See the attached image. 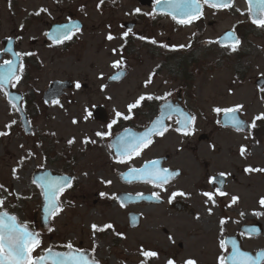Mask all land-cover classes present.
<instances>
[{"label":"flooded vegetation","instance_id":"obj_1","mask_svg":"<svg viewBox=\"0 0 264 264\" xmlns=\"http://www.w3.org/2000/svg\"><path fill=\"white\" fill-rule=\"evenodd\" d=\"M6 1L7 11H13L14 0ZM17 2L16 30L9 31L7 36H0V66L4 65L6 60H11L13 53H21L17 61V72L21 76L20 83L23 80L27 81L30 74L39 71L40 62L39 52L33 48H23L22 44L28 40V45L31 47L39 42L38 46L41 49L53 53L58 50L66 51L78 41L77 38H86L87 27L84 20L92 18L88 14L89 2L93 3V11L98 15L107 10L114 12V21L117 22L120 30L105 32L103 39H108L109 35L113 39H129L133 61L143 65L146 58L151 63L150 70L137 85L139 92L128 104L119 106L113 113L102 103L93 104L92 109H88L86 117L100 128L91 132V137L85 141V150L88 153H84V157L87 160V167H91V170L95 168V174L100 173L98 170L103 174V176H95V180L91 179L94 180L95 188L99 186L92 196L94 198L101 196L106 204L123 213L124 228L120 230L133 234L131 242L140 251V258H136L137 263L140 264L145 260L142 251L158 253V250H163V245L176 252L182 249L192 250L193 246L199 247L200 237L195 245L170 237L169 227L165 225V221L175 218L186 220L191 227L189 230L201 235L203 240H212L217 250V264L221 255L231 253L232 241L236 242L241 251L256 260L257 264H264V260L260 262L261 257L258 254L264 251V206L260 204V200L264 198V171H246L249 168L264 169V119L256 120L257 116L249 118L243 110L245 103L242 100L229 105H218L217 100L213 98L203 100L199 95L201 82L213 75L218 69V64L225 61L223 56L217 57L213 54L214 47L224 50L222 54L240 62L248 56L242 51L246 47L248 37L241 34L253 33L257 30L259 39H263V43L259 42L257 48L264 52V29L258 28L251 22L246 0H234L233 7L226 10L215 11L205 6L202 17L187 27L177 24L171 18L165 5L159 9L155 8V0H18ZM40 9L46 11L36 15L35 13ZM136 9L140 11L137 12ZM116 12H124L126 17H123L128 18L116 19ZM101 22L103 26L106 25L104 18ZM222 22L228 23L229 26L214 37L209 35V33L213 34V26ZM67 24L69 27L76 25L79 28V31L73 29L70 33L71 39L55 44L46 35L54 32L59 26ZM170 29L182 33L183 37L188 39L187 43L171 47L169 35L165 36ZM229 31H234L235 36L240 40L238 50L235 52L231 51L230 46L216 43ZM125 33H128L126 37ZM138 46L144 54H139ZM8 48L12 51H7ZM26 53L31 55H23ZM20 64H23L22 71L19 68ZM261 65L263 75L254 79L252 91L259 102L264 104V61ZM239 66L232 70L233 75L236 80L244 82L249 76V69L246 70L242 62ZM124 71L126 76L127 71ZM115 72L117 71L112 74ZM159 78L161 83L155 84ZM13 84L15 87L9 84L10 89L15 91L14 97L21 98V107L25 113L26 105L29 108L31 105L29 99L31 93L20 90L15 81ZM229 86H237L238 89L228 88L226 95L232 96L235 91L249 93V90H244L245 84L237 83ZM0 90H3L6 101L9 102L8 92L2 88ZM33 96L32 93L31 98ZM141 96L146 99L129 113L128 106ZM149 96L152 99H147ZM168 105H171V109ZM237 106H242L234 114L235 118L241 121L238 129L232 122L233 114L230 113L231 115L226 118L223 111L220 113L215 111L217 108L223 110ZM96 108H102L103 119L94 118ZM203 108L207 110H202ZM117 111L122 113V117L112 126L111 134L104 137L97 136V132L109 131L108 124L116 119ZM181 113L183 116L195 117L194 122L189 125L188 135H184L183 130H177L182 128V125L177 124V120L182 119ZM160 114L167 115L163 120V124L167 127L164 135H154L152 143L143 148L138 156L133 154L130 159L125 158V163H118L120 157L117 150L121 146L120 138L125 136L126 132L142 134L160 117ZM25 115L30 124L32 118ZM123 116L131 118L123 119ZM253 122L255 127L252 126ZM21 129L24 131L22 127ZM184 142L187 145L182 146ZM242 148L245 149L243 155H241ZM89 153H94V162L89 160ZM154 161L159 162L155 169L151 167ZM146 165L148 171L153 174L167 169L170 173H176L177 177H169L168 183L163 187L145 182L143 178L123 177V174L130 169H143ZM66 175L71 178L72 186L73 175L70 173ZM220 192L226 195H220ZM154 193L159 195V200L153 195ZM173 193L184 195L173 198ZM204 193H211L215 203L213 204V200H209ZM232 197L238 198L236 203H232ZM156 209L159 210L155 211ZM146 219L158 221L159 224L145 227ZM222 221L224 223H221ZM34 223L28 224L29 227L35 226ZM108 224L113 225L105 223L102 227L103 231L93 232V240L95 243L104 242L105 233H111L113 235L111 245L118 246L117 244L124 239L125 233L115 225L110 229L106 228ZM221 241H227L226 250L221 249ZM113 246L109 249L112 250ZM82 250L88 252L90 258L94 256L99 264L107 263L98 257L97 246L91 248L84 245ZM158 257L159 254L148 260L147 264L153 263ZM188 260L191 258L186 259Z\"/></svg>","mask_w":264,"mask_h":264},{"label":"rangeland","instance_id":"obj_2","mask_svg":"<svg viewBox=\"0 0 264 264\" xmlns=\"http://www.w3.org/2000/svg\"><path fill=\"white\" fill-rule=\"evenodd\" d=\"M17 1L14 0L13 11H7V1L0 0V36H7L9 31L16 30ZM92 4L89 2L87 6L89 17L92 18L84 20L87 27L85 31L87 33L84 32L86 38H77L78 41L66 51L58 50L55 53L47 51L39 48V42L31 47L28 45V40L22 44L23 48L37 50L40 56L39 71L30 74L27 81L17 83L20 90L31 93V96L33 93L35 96L29 98L30 108L26 105L24 109L25 114L32 118L30 123L32 133L24 134L20 127L19 113L6 101L3 90H0V132L7 133L0 136V185L7 189L6 192L0 190V196L5 200L3 210L15 214L26 224L35 222L34 225L38 227L41 246L33 255H39L48 248L65 250V245L71 243L77 249H82L84 245L91 248L97 246L98 257L107 261L105 264H139L136 258H140V251L131 242L133 234L120 230L124 228L123 213L106 204L101 196L96 198L92 196V193L99 188L98 185L95 188L93 182L95 176H103V174L99 170L100 173L95 174V168L91 170V167H87V160L84 157V153H88L85 150V141L91 137V132L100 128L86 117L88 109H92L93 104L102 103L111 113L119 106L128 104L139 92L137 85L150 70L151 63L146 58L143 65L133 61L129 39H103L105 32H117L120 29L114 21L113 11L107 10L98 15L93 11ZM115 15L116 19L128 18H124L126 17L124 12H116ZM102 17L106 21L104 26L101 22ZM228 26L226 22L219 23L213 26V34L209 33V35L214 37ZM167 35L170 37L171 47L186 44L188 41L182 33L172 29L165 34ZM241 35L248 37L246 47L242 50L248 56L240 61L246 70L249 69L247 80L245 79L244 82L236 80L232 70L240 67V62L222 54L224 50L214 47L213 54L217 57L223 56L225 61L218 64V69L213 75L201 82L199 95L203 100L212 98L217 100L218 105H229L242 100L245 103L243 110L246 115L254 118L264 114V104L259 102L252 91L254 79L263 75L261 64L264 61V52L257 48L259 42L263 43V39H259L257 30ZM137 49L139 54H144L140 51V46ZM120 69L127 71L125 78L119 82H108V77ZM53 81H68L72 84V88L65 91L56 102L46 105L41 101L42 93ZM76 83L81 85L79 89L76 88ZM156 83H161V79H157ZM237 83L245 84L244 90H249V93L235 91L232 96L226 95V89L232 87L229 85ZM232 88L238 89L237 86ZM106 115L108 116V113ZM73 120L77 123H73ZM184 145L187 144L184 142L182 146ZM44 156H47V159ZM89 160L94 162V153L90 154ZM40 168H47L58 175L70 173L74 178L73 185L59 196L62 211L51 216L46 228H40L41 192L32 181L33 173ZM157 210L159 209L155 211ZM105 223H112L125 233L124 239L117 244L118 246L111 245L113 238L111 233H105L104 242H94L92 225L102 228ZM156 224L159 222L150 219L144 222L145 227ZM165 225L169 227V235L172 239L177 238L195 245L200 237L201 244L199 247L193 246L192 250L182 249L178 252L163 245V250H158L157 260L149 264H168L169 260L174 264H186L187 258H191L196 264H217V250L212 240H203L201 235L190 231L191 227L186 220L171 218L165 221ZM111 246H113L112 250L109 249Z\"/></svg>","mask_w":264,"mask_h":264},{"label":"snow or ice","instance_id":"obj_3","mask_svg":"<svg viewBox=\"0 0 264 264\" xmlns=\"http://www.w3.org/2000/svg\"><path fill=\"white\" fill-rule=\"evenodd\" d=\"M246 3L249 5L248 15L251 19V22L256 25L258 28L264 29V0H246ZM234 0H179V2H173V0H155V8L159 9L162 5L167 7L168 13L171 15V18L179 25L190 26L195 20H198L203 15V9L205 6L215 10H226L233 7ZM46 11V9H40L36 15H39L40 12ZM139 12V9H136ZM240 11V9H236ZM244 14V13H241ZM75 29L79 31L78 26L72 25H62L55 29L54 32L46 33V35L53 41L55 44L63 43L64 40L71 39L70 33ZM128 33H125L126 37ZM142 38V37H141ZM108 39L111 40L113 37L108 36ZM152 43H156L152 41ZM216 43L221 44V46H230L231 51L235 52L238 50L240 45V40L235 36L234 31L227 32L220 40ZM184 47V46H181ZM7 51L11 52L12 49L8 48ZM21 53H13L15 59L6 60L4 65L0 66V88H3L5 85L13 84V81L19 83L21 76L17 72V61L21 57ZM23 55H31V53H26ZM119 64V62H117ZM117 66V65H114ZM20 70H23V64L19 65ZM116 79V77H112ZM76 88H80L81 85L76 83ZM146 97L141 96L135 103L128 106V112L131 113L133 109L140 106L141 102L145 100ZM147 99H152V97H147ZM13 107H16L14 104ZM242 106H237L236 108L229 109H220L217 108L215 111L220 113L223 111L226 118L231 113L232 122L237 129L241 125V121L235 118V113L240 110ZM168 108L171 109V105H168ZM91 115V114H90ZM116 119L112 120L108 124L109 131L106 133L97 132V136H108L111 134V129L114 124L117 123L122 117V113H115ZM182 119L177 120V124L182 125V128H178V131L183 130L184 135H188L189 125L192 124L195 120V117L183 116L181 113ZM130 116H123V119H130ZM256 120L264 119V114L257 116ZM73 123L77 121L73 120ZM255 127V122L252 124ZM167 131V127L163 124V116L160 119H157L151 127H149L142 134L135 133H125V136L120 138L121 146L118 148V156L120 159L118 163H125L126 159H130L133 154L139 155L140 151L152 143V137L154 135L163 136ZM7 133L0 132V136L6 135ZM71 143V141H70ZM245 149H241V155L244 154ZM159 162H152L151 167L153 169L157 168ZM246 171H264V169H246ZM15 172V170H14ZM129 176H135L136 178H143L145 182L153 183L157 187H163L164 184L168 183L169 177L174 175L170 173L167 169L158 171L153 174L148 171V166L146 165L143 169H130ZM110 183V182H109ZM42 189V194L44 196V212L48 216H55L60 211H62V206L59 202V196L65 190V188L71 187L70 180H50L44 184L40 185ZM0 190L7 191L4 189L3 185H0ZM220 195H226L224 192H220ZM157 200L160 199L159 195L153 194ZM177 195H184L183 193H173V198ZM209 200H213L211 193H204ZM19 199V197H17ZM116 197H113L115 199ZM238 200L237 197H232V203H236ZM171 202V200L169 201ZM215 201L213 200V204ZM260 204L264 206V198L260 200ZM5 205V200L0 198V264H99V262L94 258L89 257L84 250L76 249L71 243L65 245L67 248L66 252H54L51 248L43 250L39 255H33V253L40 248L41 239L39 233L34 230H31L29 225L20 221L18 217L14 214H10L8 211L3 210ZM15 207V205H10ZM123 206V205H122ZM211 212V209H209ZM221 223H224L223 221ZM106 228H112L113 225L108 224ZM93 232L103 231V228H99L97 225H92ZM227 241H221L220 247L222 250H226L225 246ZM94 251V249H93ZM142 255L145 257V260L141 261V264H147V261L158 256V253L154 251H142ZM261 258H264V252L259 253ZM219 264H257V261L254 260L248 253L240 250L239 246L235 241H232L231 253L229 255H221L219 258ZM168 264H174L172 260L168 261ZM186 264H196L194 260L186 261Z\"/></svg>","mask_w":264,"mask_h":264},{"label":"water","instance_id":"obj_4","mask_svg":"<svg viewBox=\"0 0 264 264\" xmlns=\"http://www.w3.org/2000/svg\"><path fill=\"white\" fill-rule=\"evenodd\" d=\"M14 57V56H13ZM14 59V58H13ZM17 67H18V63H17ZM3 69H0V71H2ZM124 76V71H120L118 72L117 74H115L114 76L112 77H116V79H112V77L110 78V81H118L120 80L122 77ZM4 89L8 90L9 92V97H10V100L12 102L15 103V105L17 106V108H19V101H20V98H15L13 96V94L10 92L9 90V84L8 85H5L3 87ZM71 88V84L66 81V82H60V81H54L52 82L48 89L44 92L43 94V100L46 102V103H50L52 102L53 100H56L58 99L59 97H61L63 95V92L64 90L66 89H70ZM22 115V119H21V124L25 130V133L28 134L30 132L29 128H28V125H27V122H26V118L25 116L23 115V113H21ZM163 116V119L166 117V115H162ZM161 116L159 117V119L161 118ZM94 117L95 119H99L102 117V112L100 110V108H98V110L96 112H94ZM129 171L126 172L124 174V176L128 175ZM177 174L175 173L174 175H172V178H176ZM171 178V176H170ZM32 179H33V182L35 184H37L39 186V188L41 189L40 185L41 184H44L50 180H56V179H61V180H71L69 177H66V176H62V175H57V174H53L51 173V171L49 170H46V169H43V170H39L37 172H35L32 176ZM41 192H42V189H41ZM43 196V194H42ZM44 204H45V201H44V196L42 197V202H41V207H40V212H41V224H42V227L45 228L49 225V219L51 216H48L45 212H44ZM31 230H34L36 231L37 228L34 227L33 229ZM54 251V250H53ZM67 251V250H66ZM66 251H63V252H66ZM54 252H61V251H54ZM261 252H264V251H261ZM259 252V253H261ZM258 253V254H259ZM86 254H88V252H86ZM89 255V254H88ZM90 257V256H89ZM264 260V258H261L260 259V262H262Z\"/></svg>","mask_w":264,"mask_h":264}]
</instances>
